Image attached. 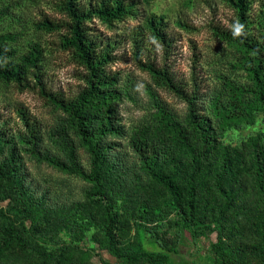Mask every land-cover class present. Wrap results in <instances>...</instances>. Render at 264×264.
Masks as SVG:
<instances>
[{
    "label": "rangeland",
    "instance_id": "rangeland-1",
    "mask_svg": "<svg viewBox=\"0 0 264 264\" xmlns=\"http://www.w3.org/2000/svg\"><path fill=\"white\" fill-rule=\"evenodd\" d=\"M248 1L254 14L249 34L264 35V0ZM126 2L133 14L125 20L107 26L92 18L88 24L101 39L116 42L112 62L103 66L114 79L108 87L114 97L84 109L89 140L101 152L99 186L92 181V154L72 117L36 93L20 92L0 80V241L13 223L28 246L62 252L57 261H48L12 243L0 250V264H128L108 248L104 208L90 199L96 189L117 208L114 236L122 253L143 247L151 251L143 241L151 239L158 251L170 252L183 264H215V245L235 256L237 264H264V203L255 177L257 167L264 172V70L258 85L250 73L252 53L214 36V26H230L231 7L226 0ZM56 4L0 0V38L7 37L13 64L36 44L50 90L73 99L86 86V69L60 47L64 30L36 27L44 16L67 21ZM149 16L162 18L167 49L147 36ZM135 34L142 40L140 57L150 53L151 59L166 62L181 85L196 63L200 90L192 112L187 102L138 67L132 56ZM262 65L264 69V55ZM107 117L111 125L105 126ZM4 162L10 164L5 174L19 182L26 212L19 193L2 177ZM156 176L170 179L184 203L193 193L197 223L188 226L163 207L170 196ZM142 206L146 218L137 230L133 223ZM86 222L84 229L77 228Z\"/></svg>",
    "mask_w": 264,
    "mask_h": 264
},
{
    "label": "trees",
    "instance_id": "trees-1",
    "mask_svg": "<svg viewBox=\"0 0 264 264\" xmlns=\"http://www.w3.org/2000/svg\"><path fill=\"white\" fill-rule=\"evenodd\" d=\"M149 2L150 0H143ZM231 7L234 19L230 21V26L223 28L214 26L212 32L215 37L233 43L241 50L252 53V63L250 73H252L253 80L256 84H260L261 75L263 72L262 58L264 55V35L258 32V36L249 34L247 26L250 17L254 16L251 10V5L248 0H226ZM56 7L60 14H62L67 21L54 22L47 16L36 23L39 30L46 32L64 30L66 32L59 40V45L63 50L72 52L78 61L84 66L87 73L85 75L86 86L73 99H66L59 93H54L48 86L47 75L42 71L40 66L41 51L36 44H32L26 54L20 58L18 64H13L8 61L14 55V51L7 49L5 41L7 37L0 38V80L6 83H11L20 92H33L40 98L45 99L61 108L68 113L75 121L77 131L82 139V143L88 147L92 154L91 173L92 181L99 186L100 174L99 165L101 162V152L89 140L87 119L84 114V109L91 106L94 101L101 102L104 98H113L114 95L109 91L108 87L112 85L114 79L110 74L103 72V66L112 62V49L116 42L110 40H103L95 35L89 28L88 24L92 18L99 19L107 26H113L114 23L123 21L133 14L132 5L126 0H57ZM261 17L264 22V2L260 6ZM252 15V16H251ZM181 28L188 29L186 24L178 22ZM147 36L159 44L162 49H167L170 45L167 31L163 24L162 18L156 19L149 16L144 22ZM139 35L135 34L132 38L133 51L132 56L138 67L150 75L160 80L168 89L172 90L179 98L183 99L190 106V111H193V103L198 98V91L200 90V81L197 79L194 71L196 63L192 66V71L189 75V80L182 83L176 80L172 69L166 62H157L151 59L150 53L146 55L145 59L140 57L142 50V40L137 38ZM149 52V51H148ZM24 125L27 129H31V124L27 118H23ZM105 126L111 125L109 117L105 120ZM3 138V130L0 128V140ZM10 164L4 162L2 166V177H4L19 193L20 205L24 212H26L23 205V198L21 199V189L18 181L12 180L7 174L9 172ZM255 177L259 193L264 203V172L261 167H257ZM191 179H188V185L191 189ZM157 183L162 185L169 193L170 199L163 202V207L174 210L177 217L188 223V226L198 222L197 216L193 210V193L188 196V202L184 203L178 191L173 186L170 179L162 176H156ZM219 181V178H218ZM93 203L101 204L106 215V223L104 225V236L107 240V245L111 253L116 257H124L128 264H136L141 261H146L150 264H183L176 256L170 252H160L157 250L156 242L151 239H144L146 244L151 248V251L145 247L136 252L122 253L116 246V239L114 230L116 229L118 212L115 204L108 202L102 195L99 189L90 195ZM145 207L138 209V221L133 224L138 230L141 222L146 218ZM188 218V222L186 219ZM89 224L78 223V229H84V226ZM20 227L25 236L27 230L20 222ZM16 243L19 247L28 249L30 252L48 261H57L61 256L59 254L45 253L34 247L26 244L24 236L19 234L13 223H9L3 231V238L0 241V250ZM215 255V264H237L235 256L223 252L217 245L213 247ZM264 250V248H263ZM263 252V251H262Z\"/></svg>",
    "mask_w": 264,
    "mask_h": 264
}]
</instances>
